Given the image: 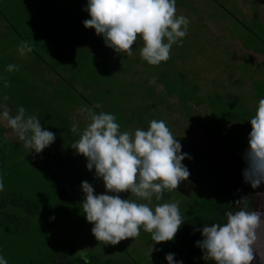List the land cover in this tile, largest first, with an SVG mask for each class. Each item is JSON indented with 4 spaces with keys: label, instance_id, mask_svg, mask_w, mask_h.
<instances>
[{
    "label": "rangeland",
    "instance_id": "rangeland-1",
    "mask_svg": "<svg viewBox=\"0 0 264 264\" xmlns=\"http://www.w3.org/2000/svg\"><path fill=\"white\" fill-rule=\"evenodd\" d=\"M16 1L19 0L14 4ZM68 1L62 5L64 20L76 34L93 35L94 42L88 47L83 44L80 49L93 48L88 58L77 60L75 76L65 73L62 81L52 87L55 91L39 92L42 97L30 91V101L38 105H22L26 113L35 114L43 127L56 134L54 142L41 153L27 154L10 131L0 125V179L4 183L12 182L13 190L22 191L39 206L38 214L26 216L18 223L17 233L0 226V254L8 264L45 263L50 255L55 258L57 254L85 258L97 254L100 264H159L153 251L150 253V234L142 228L135 238H125L115 245L104 244L92 235V225L85 220L80 202L73 206L60 202V187L65 183L73 184L72 176L76 174L71 171L74 170L79 171L83 181L93 185L95 193L105 191L102 181L94 178V169H86V158L70 147L78 139V133L69 128L76 124L78 130L83 129L88 114L80 109L85 107L113 113L121 131L147 127L149 120L163 119L180 140L181 152L190 157L181 161L189 171L198 173V164L210 169L225 163L199 126L207 116V104L196 107L191 101L194 113L189 114L182 98L191 96L197 84L199 96L213 93L225 98L231 96L237 107L254 114L261 98L258 91L264 90V0H176L177 14L187 16L190 21L187 34L182 42L172 45L169 58L158 65H149L140 58L142 42L139 39L134 42L131 54L114 52L94 29L83 26L82 21L89 18L82 10L86 0ZM23 4L25 2L20 5L21 11L29 7ZM11 9L12 6L7 12H12ZM16 11L18 14L20 9ZM69 62L73 61L64 60L67 70ZM5 64L0 62V96L7 91L13 97L7 96V102L15 111L21 105L15 106L13 102L19 99L13 82H9V73L5 72ZM20 74L39 86L49 85L50 80L54 82L50 74L43 82H35L30 71ZM32 88L30 86L29 90ZM96 104L100 107L96 108ZM245 132L246 129L234 130L231 135L234 145L247 142ZM60 177L68 182L58 179ZM168 192L172 195L168 201L178 202L181 212L188 197L178 186L177 190ZM118 195L136 199L127 191ZM50 216L55 218L50 220ZM0 220L11 228L14 225L1 215Z\"/></svg>",
    "mask_w": 264,
    "mask_h": 264
},
{
    "label": "clouds",
    "instance_id": "clouds-1",
    "mask_svg": "<svg viewBox=\"0 0 264 264\" xmlns=\"http://www.w3.org/2000/svg\"><path fill=\"white\" fill-rule=\"evenodd\" d=\"M82 10L89 17L82 21L83 26L94 29L114 52L131 54L139 39L140 58L149 65L169 58L172 45L182 42L190 23L187 16L177 14L176 0H86ZM31 51L29 42H19L20 56ZM17 68L6 65L8 71ZM7 101V95L0 96V125L10 131L27 154L35 156L54 142L56 134L43 127L35 114L26 113L22 105L13 111ZM80 111L87 112V123L82 130L72 125L78 139L70 147L86 158V169H94V178L102 181L105 190L95 193L88 181L80 183V205L85 220L92 225L90 231L97 241L115 245L137 237L142 228L150 234L151 253L153 244L171 241L184 223L178 202L162 197L164 191L177 190L189 177V170L181 162L188 154L181 152L180 140L163 119H151L147 127L121 131L111 112L87 107ZM247 121L251 130L242 154V178L256 189L264 184V97ZM3 189L0 179V191ZM124 191L136 199L121 198L118 193ZM230 206L222 221L203 224L199 229L201 238L194 243L201 250V258L214 264H251L255 258L264 264V210L250 208L246 197ZM174 255L165 254L167 264H183L182 260H174ZM0 264H8L2 254Z\"/></svg>",
    "mask_w": 264,
    "mask_h": 264
},
{
    "label": "trees",
    "instance_id": "trees-1",
    "mask_svg": "<svg viewBox=\"0 0 264 264\" xmlns=\"http://www.w3.org/2000/svg\"><path fill=\"white\" fill-rule=\"evenodd\" d=\"M264 54V52H263ZM182 77L183 75L180 74ZM186 82V81H184ZM174 92V91H173ZM193 94L191 96L182 98L185 109L191 113L193 112L191 101L194 106H201L206 103L208 113L203 120L200 121V128L205 137L211 139L213 150L218 155L222 156L226 161L221 165H215L210 169L198 164V179L193 194L188 197L187 203L181 214L183 217L182 225L178 228L171 241H163L153 244V253L160 261L159 264H167L164 259L166 253H174V260H182L183 264H214L212 260L205 261L201 258V250L195 246V241L201 238L199 229L203 224L222 221L223 213L228 209L230 204L235 200L246 197L248 206H253L252 193L254 189L247 183L243 182L242 169L244 162L242 159L243 151L247 148V142L234 145L231 138L234 130L246 129L247 136L251 130V125L247 119L251 116L249 109L237 107L230 97H224L219 93H213L207 96H199V87L194 85ZM178 95V92L175 93ZM258 97H264V90L258 91ZM71 128H69L70 130ZM74 172L76 176L72 180V185L65 183L60 187V202L62 205L73 206L77 202H81L82 191L80 183L82 180L79 171ZM63 182H68L58 178ZM12 182L4 183V189L0 194V215L6 221L13 224L7 226L5 222L0 220V226L6 231L17 233L19 231L18 223L26 216H34L39 213L38 203L28 199L27 195L22 191L13 190ZM10 186V187H9ZM71 186V187H70ZM9 187V188H8ZM62 196L67 198L64 200ZM171 193L164 191L162 199L170 200ZM151 245V239L149 238ZM155 249H159L156 251ZM60 256L63 254H59ZM66 255V254H65ZM50 255L49 259L44 261L48 264L49 260L56 259ZM70 259L77 264H100L99 256L92 254L90 256H73L69 255ZM28 264H36L30 262Z\"/></svg>",
    "mask_w": 264,
    "mask_h": 264
},
{
    "label": "crops",
    "instance_id": "crops-1",
    "mask_svg": "<svg viewBox=\"0 0 264 264\" xmlns=\"http://www.w3.org/2000/svg\"><path fill=\"white\" fill-rule=\"evenodd\" d=\"M14 1L0 0V62L6 63L4 67L8 64L18 66L17 69L12 70L13 72L5 69V72L9 73L7 75L10 78L9 82H13L14 92L19 99L13 101L15 106H28L31 103L38 105L37 102L30 101L32 98L30 91L37 92L36 96L42 97L39 92L55 91L52 87H56L59 80L62 81V75L65 73H68L70 77L75 76L78 69L77 60L88 58L89 50L93 48L80 49V47L83 44H86V47L90 46L89 43L94 42L91 40L93 35L84 36L70 30V26L61 14L64 12L62 5L65 0H42L43 3L37 0H19L16 4ZM69 1L75 2V0ZM23 2H25L23 7H29L21 11L20 5ZM10 6H12V12L10 10L7 12ZM19 9L17 14L16 10ZM20 41L31 44V53L24 56L18 54L17 47ZM48 52L51 55L47 56ZM48 58L55 61L54 64ZM65 59L73 61L67 65L69 70L64 67ZM29 71L35 82L45 81L48 74L54 82L50 80L51 85L44 86L30 83L20 74ZM30 86L34 88L29 90ZM6 95L13 98L7 94V91Z\"/></svg>",
    "mask_w": 264,
    "mask_h": 264
},
{
    "label": "flooded vegetation",
    "instance_id": "flooded-vegetation-1",
    "mask_svg": "<svg viewBox=\"0 0 264 264\" xmlns=\"http://www.w3.org/2000/svg\"><path fill=\"white\" fill-rule=\"evenodd\" d=\"M189 179L181 181L180 185H178V190L181 191L183 194H185L186 197H190L196 186V180L198 179V175L195 173V171H189ZM48 264H77L74 263L69 255H58L56 259L49 260Z\"/></svg>",
    "mask_w": 264,
    "mask_h": 264
},
{
    "label": "water",
    "instance_id": "water-1",
    "mask_svg": "<svg viewBox=\"0 0 264 264\" xmlns=\"http://www.w3.org/2000/svg\"><path fill=\"white\" fill-rule=\"evenodd\" d=\"M260 192H264V184H261L258 188L254 189L252 193L253 197V210L262 209L264 210V195H260ZM251 264H259V261L254 258Z\"/></svg>",
    "mask_w": 264,
    "mask_h": 264
}]
</instances>
